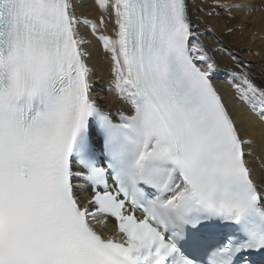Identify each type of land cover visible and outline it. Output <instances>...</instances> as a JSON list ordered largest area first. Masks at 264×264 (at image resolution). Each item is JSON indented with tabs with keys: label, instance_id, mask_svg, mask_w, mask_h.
Masks as SVG:
<instances>
[{
	"label": "snow or ice",
	"instance_id": "snow-or-ice-1",
	"mask_svg": "<svg viewBox=\"0 0 264 264\" xmlns=\"http://www.w3.org/2000/svg\"><path fill=\"white\" fill-rule=\"evenodd\" d=\"M93 3L111 34L77 0H0V264H264V86L246 62L229 73L257 140L188 0ZM82 25L108 55L115 114Z\"/></svg>",
	"mask_w": 264,
	"mask_h": 264
},
{
	"label": "bare ground",
	"instance_id": "bare-ground-1",
	"mask_svg": "<svg viewBox=\"0 0 264 264\" xmlns=\"http://www.w3.org/2000/svg\"><path fill=\"white\" fill-rule=\"evenodd\" d=\"M255 1L188 0V5L192 23L201 33L202 41L218 53L217 60L219 68L215 77V83L218 89L225 98L230 110L236 115L238 124L244 121L242 134L258 140V132L252 131V129L247 127L246 123L248 120H255V118L250 116L247 108L235 97L229 75L230 72L236 70L238 63L246 62L249 65L254 82L257 85L264 86V53H245L241 49L242 47H264V0H259L258 4H255ZM215 3L233 6L238 5L239 7H233L231 12L216 9L213 11H219V15L213 14L209 16L207 13ZM77 15L82 20L97 24L99 32L111 34L113 27L111 21L105 17V26H100L101 13L94 5L93 0H77ZM235 21L240 22H238L240 24V30L238 31H235V29L232 31ZM80 31L89 42L88 51L90 53V59L88 63L93 72L94 95L105 110L115 114L117 110H122V108L113 94L108 90L111 79L108 55L104 52L101 43L92 34L91 28L82 25ZM221 48L226 51L221 52ZM232 57L236 59H232ZM256 152H259L258 148ZM256 164L261 166V161L258 156ZM79 187L83 189L79 195L87 199L90 196L87 186L80 182ZM96 228L98 231L111 234L114 229V224L110 222L106 227L97 224Z\"/></svg>",
	"mask_w": 264,
	"mask_h": 264
},
{
	"label": "rangeland",
	"instance_id": "rangeland-1",
	"mask_svg": "<svg viewBox=\"0 0 264 264\" xmlns=\"http://www.w3.org/2000/svg\"><path fill=\"white\" fill-rule=\"evenodd\" d=\"M259 3V0H256L255 1V4H258ZM239 21H235L233 24V28H232V31L235 29V31H238L240 30V22L238 23ZM235 26H238L235 28ZM241 49H243V51H245V53H251V54H254L255 52H259V53H264V47L263 46H258L257 48H247V47H242Z\"/></svg>",
	"mask_w": 264,
	"mask_h": 264
}]
</instances>
